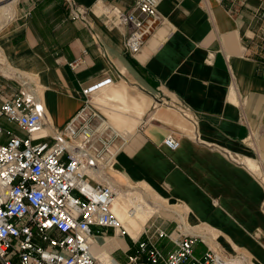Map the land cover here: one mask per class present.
I'll return each instance as SVG.
<instances>
[{
	"label": "crops",
	"instance_id": "0c3cea01",
	"mask_svg": "<svg viewBox=\"0 0 264 264\" xmlns=\"http://www.w3.org/2000/svg\"><path fill=\"white\" fill-rule=\"evenodd\" d=\"M76 1L89 8V27L69 18L64 0L19 2L0 33V72L21 74L10 79L18 88L27 80L40 89L49 134L80 108L84 89L111 79L93 94L107 121L124 126L125 144L105 181L117 193L140 190L125 205L136 218L151 212L135 236L123 224L130 237L93 227V255L127 264L144 226L169 233L183 221L239 264H264V20L257 17L264 0H162L159 21L133 56L129 28L114 22L112 9L126 14L134 0ZM111 102L121 106L107 108ZM114 210L122 223L127 213ZM156 246L174 249L169 239ZM194 250L200 257L205 247Z\"/></svg>",
	"mask_w": 264,
	"mask_h": 264
},
{
	"label": "built area",
	"instance_id": "2783aa9c",
	"mask_svg": "<svg viewBox=\"0 0 264 264\" xmlns=\"http://www.w3.org/2000/svg\"><path fill=\"white\" fill-rule=\"evenodd\" d=\"M11 1L0 0V6ZM24 1L40 0H15L14 7ZM161 1L134 0L126 14L112 9L114 22L129 28L125 48L130 55L138 53L147 28L159 21ZM64 4L71 20L89 27V8L76 0ZM257 17L264 20V6ZM109 84L110 78L84 89L80 108L50 134L34 86L26 80L10 94L0 90V137L5 138L0 140V264H101L92 253L93 227L130 237L113 210L115 190L95 178L100 174L105 179L125 144L92 101L93 92ZM177 108L187 115L184 107ZM2 121L23 135L13 134ZM165 143L178 146L171 136ZM139 235L132 239L136 249L127 264H239L185 230L183 221L169 233L151 223ZM161 239H169L174 249L162 253L156 246ZM197 243L205 247L200 257L194 250Z\"/></svg>",
	"mask_w": 264,
	"mask_h": 264
},
{
	"label": "bare ground",
	"instance_id": "6f19581e",
	"mask_svg": "<svg viewBox=\"0 0 264 264\" xmlns=\"http://www.w3.org/2000/svg\"><path fill=\"white\" fill-rule=\"evenodd\" d=\"M14 4H15V0L11 1L10 3H7L5 5L0 6V26H1V30L4 27H6L9 24V22L12 20L11 13L13 11V8H15ZM116 130H118V129L116 128ZM95 178L97 180L101 179V180L105 181V179L100 174H99L98 177L95 176ZM115 193H116V197H115V200H114V203H113V210L115 209V207H117L121 212H123L125 214L127 213V218L125 220H122V224L126 225V226H131L129 231H130V233L133 236H135L137 234L138 227L142 224V221L149 216L151 211L148 208H144V209H142V211L139 214V216H137V218H136V216H134V214L130 213V211L128 210L129 207L125 206V205L130 204L128 198L126 196H124L120 192L117 193L116 190H115ZM114 212H115V210H114ZM115 214H116V212H115ZM116 216H117V214H116ZM118 219H119V217H118Z\"/></svg>",
	"mask_w": 264,
	"mask_h": 264
},
{
	"label": "rangeland",
	"instance_id": "374dc122",
	"mask_svg": "<svg viewBox=\"0 0 264 264\" xmlns=\"http://www.w3.org/2000/svg\"><path fill=\"white\" fill-rule=\"evenodd\" d=\"M14 9V8H13ZM15 11H16V8L14 9ZM13 10V11H14ZM13 11H12V13H11V16L13 15ZM14 17V16H13ZM13 19V18H12ZM12 23V21H10L9 22V24L8 25H10ZM7 25V26H8ZM6 26V27H7ZM6 27H4L1 31H0V33L6 28ZM24 73V72H23ZM25 74V73H24ZM0 75H2V76H0V84H2V85H4L5 83H6V87H5V89H4V91L7 93V94H10L11 92H13V91H16L17 89H18V85L15 83V81L14 80H10V79H15V80H19L18 78H20L19 76H20V74L18 75V73L17 74H15V75H8L7 74V76H5L2 72H0ZM26 75V74H25ZM35 89H36V91L38 92V94L40 95V89H38V88H36V87H34ZM100 96H102V94H100ZM92 101H93V103H95V105H96V107L99 109V105L96 103V101H95V96H94V94L92 95ZM117 106H121V104L119 103V102H116V103H110V104H108V105H106V107L107 108H110V109H113V108H117ZM121 112L123 113V112H125L124 110L122 111L121 110ZM107 117V116H106ZM111 123H112V126L115 128H117L118 130L117 131H122L123 129H124V126L123 125H116L114 122H112L111 121ZM119 131V132H120ZM121 133V132H120ZM120 191L121 192H125V193H122L124 196H128L129 197V195L130 194H132V192H134V191H137V192H139L140 190L139 189H125V188H121L120 189ZM130 192V193H129ZM141 192L143 193V195H144V200L146 201V203H148L149 205L151 204V202H152V200H150V197L148 196V193H146V192H144V191H142L141 190ZM139 200H141V197H139ZM131 202V201H130ZM151 206V205H150Z\"/></svg>",
	"mask_w": 264,
	"mask_h": 264
}]
</instances>
